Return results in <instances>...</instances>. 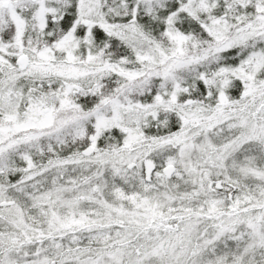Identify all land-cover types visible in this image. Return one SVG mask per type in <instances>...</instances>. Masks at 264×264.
I'll list each match as a JSON object with an SVG mask.
<instances>
[{"label":"snow or ice","instance_id":"snow-or-ice-1","mask_svg":"<svg viewBox=\"0 0 264 264\" xmlns=\"http://www.w3.org/2000/svg\"><path fill=\"white\" fill-rule=\"evenodd\" d=\"M0 264H264V0H0Z\"/></svg>","mask_w":264,"mask_h":264}]
</instances>
